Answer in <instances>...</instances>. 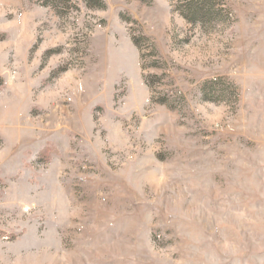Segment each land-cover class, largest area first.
<instances>
[{
  "label": "rangeland",
  "instance_id": "1",
  "mask_svg": "<svg viewBox=\"0 0 264 264\" xmlns=\"http://www.w3.org/2000/svg\"><path fill=\"white\" fill-rule=\"evenodd\" d=\"M0 264H264V0H0Z\"/></svg>",
  "mask_w": 264,
  "mask_h": 264
},
{
  "label": "trees",
  "instance_id": "2",
  "mask_svg": "<svg viewBox=\"0 0 264 264\" xmlns=\"http://www.w3.org/2000/svg\"><path fill=\"white\" fill-rule=\"evenodd\" d=\"M135 46H137L136 43H135Z\"/></svg>",
  "mask_w": 264,
  "mask_h": 264
}]
</instances>
